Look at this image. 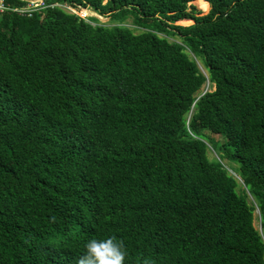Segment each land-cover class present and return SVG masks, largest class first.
<instances>
[{
	"label": "trees",
	"instance_id": "16d2710c",
	"mask_svg": "<svg viewBox=\"0 0 264 264\" xmlns=\"http://www.w3.org/2000/svg\"><path fill=\"white\" fill-rule=\"evenodd\" d=\"M30 1L0 11V264L108 236L124 264H264V0Z\"/></svg>",
	"mask_w": 264,
	"mask_h": 264
},
{
	"label": "clouds",
	"instance_id": "9594fccd",
	"mask_svg": "<svg viewBox=\"0 0 264 264\" xmlns=\"http://www.w3.org/2000/svg\"><path fill=\"white\" fill-rule=\"evenodd\" d=\"M126 254L122 240L112 236L90 238L85 242L84 252L77 264H124Z\"/></svg>",
	"mask_w": 264,
	"mask_h": 264
},
{
	"label": "rangeland",
	"instance_id": "374dc122",
	"mask_svg": "<svg viewBox=\"0 0 264 264\" xmlns=\"http://www.w3.org/2000/svg\"><path fill=\"white\" fill-rule=\"evenodd\" d=\"M191 4L194 5V7L198 10V12L200 14H206L208 12V10L207 11H202L203 10V7H201L202 5H200V8H201V10H200L199 8H197V5L195 3L191 2ZM66 8H67V10H71L74 13L78 14L79 16H83V17L95 16V17H98V19L101 20L102 22H106L109 19V17L98 15L96 12L91 11V10L84 11V13H83L82 10H84V9H74V8H69V7H66ZM124 23L130 25L131 24V19L128 18L127 20L124 21ZM191 23L192 22L190 20H184V21L178 22L177 24L183 26V25H189ZM198 67L203 73L205 72L204 69L202 68V66L200 65V62H198ZM212 89H213V86L208 84V83H206V84H204L201 87V89L198 90V92L196 93V96H199L203 91L212 90ZM211 136L214 137L215 139H219L220 138L218 135H211ZM208 156L209 157H216L217 154L214 153L212 150H209ZM231 166L235 167L236 163H231ZM255 217L256 218L254 219L253 224L255 225L256 228H259V222H258V218H257L258 217V212L257 211H255Z\"/></svg>",
	"mask_w": 264,
	"mask_h": 264
},
{
	"label": "built area",
	"instance_id": "2783aa9c",
	"mask_svg": "<svg viewBox=\"0 0 264 264\" xmlns=\"http://www.w3.org/2000/svg\"><path fill=\"white\" fill-rule=\"evenodd\" d=\"M37 2H41V0H32V1H30V2L27 4L26 8H24V9H22V10H21V9L14 8V10H15V11H19V12H21V13H22V11L26 12V11H27L32 5L35 6ZM5 8H6V7L3 5L2 0H0V11L4 10Z\"/></svg>",
	"mask_w": 264,
	"mask_h": 264
},
{
	"label": "bare ground",
	"instance_id": "6f19581e",
	"mask_svg": "<svg viewBox=\"0 0 264 264\" xmlns=\"http://www.w3.org/2000/svg\"><path fill=\"white\" fill-rule=\"evenodd\" d=\"M200 5H202L201 7H203L202 11H207L209 10V5L205 0H200Z\"/></svg>",
	"mask_w": 264,
	"mask_h": 264
}]
</instances>
